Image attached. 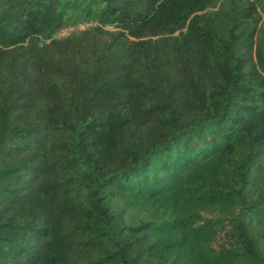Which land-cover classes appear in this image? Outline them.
Segmentation results:
<instances>
[{
    "label": "trees",
    "instance_id": "obj_1",
    "mask_svg": "<svg viewBox=\"0 0 264 264\" xmlns=\"http://www.w3.org/2000/svg\"><path fill=\"white\" fill-rule=\"evenodd\" d=\"M0 264H264V0H0Z\"/></svg>",
    "mask_w": 264,
    "mask_h": 264
},
{
    "label": "rangeland",
    "instance_id": "obj_2",
    "mask_svg": "<svg viewBox=\"0 0 264 264\" xmlns=\"http://www.w3.org/2000/svg\"><path fill=\"white\" fill-rule=\"evenodd\" d=\"M90 24H81L80 26H78L77 28H70V29H66V30H64V31H62L61 33H59L58 34V37L59 38H62V37H66V36H68V35H70V34H72L73 32H76V31H81V30H83V29H85V28H87V26H89ZM107 29H109V30H112V31H114V30H117V28H115L114 26H108V27H106Z\"/></svg>",
    "mask_w": 264,
    "mask_h": 264
}]
</instances>
